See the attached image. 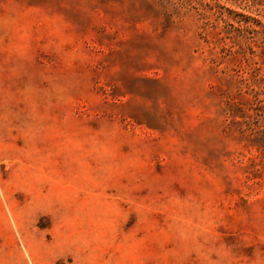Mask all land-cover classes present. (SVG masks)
I'll return each instance as SVG.
<instances>
[{"label":"rangeland","instance_id":"1","mask_svg":"<svg viewBox=\"0 0 264 264\" xmlns=\"http://www.w3.org/2000/svg\"><path fill=\"white\" fill-rule=\"evenodd\" d=\"M0 264H264V0H0Z\"/></svg>","mask_w":264,"mask_h":264}]
</instances>
